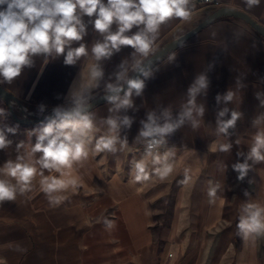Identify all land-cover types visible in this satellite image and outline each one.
Masks as SVG:
<instances>
[{
    "label": "crops",
    "instance_id": "1",
    "mask_svg": "<svg viewBox=\"0 0 264 264\" xmlns=\"http://www.w3.org/2000/svg\"><path fill=\"white\" fill-rule=\"evenodd\" d=\"M193 3L188 21L173 18L161 26L153 50L195 15L216 6L242 10L264 24V0L250 10L243 0ZM97 39L99 35L89 24L84 42L90 49ZM182 45L173 51L174 61L167 60L168 54L153 67L143 94L133 97L138 111L120 113L135 118L130 129L121 130V137H127V148L121 151L117 145L115 154L90 150L88 159L74 165L71 177H65L78 183L58 193L67 198L57 205L40 191L39 176L31 193L0 203V264H264V236L246 244L237 235L242 206L246 202L264 204V163L254 165L242 182L232 169V164L243 161L237 153L248 151L257 131L253 119L264 112L255 95L264 93V41L236 21L219 19ZM132 51L123 47L100 62L104 75L100 86L92 89V96L103 92L107 83H115L121 62L131 64ZM63 59L50 58L45 64L44 57L37 56L34 65L25 67L12 84L1 85L36 108L73 106L72 93L79 89L94 61L89 55L66 66ZM209 65L207 95L197 96V104L205 106L200 127L194 129L186 121L158 151L161 155L171 153L172 172L163 179L157 177L148 157L150 178L133 182L132 162L144 157L146 149L144 141H136L140 121L148 112L160 115L164 109H170L175 118L188 99L187 89L195 76ZM237 79L243 88L237 87ZM229 89L236 97L227 107L240 111L242 117L229 136L217 135L216 112L225 105H218L215 97ZM110 107L104 102L90 110L99 128L93 133L96 137L107 132L103 121L110 115ZM0 108L7 114L0 117V123L18 126L17 133L9 135L12 146L0 150L2 166L7 159H15L17 143L35 142V136L29 138L28 132L41 124H18L1 100ZM228 142L233 145L229 153L216 150L219 143ZM209 181L213 186L221 185L214 204L207 195ZM17 246L23 250H16Z\"/></svg>",
    "mask_w": 264,
    "mask_h": 264
},
{
    "label": "clouds",
    "instance_id": "2",
    "mask_svg": "<svg viewBox=\"0 0 264 264\" xmlns=\"http://www.w3.org/2000/svg\"><path fill=\"white\" fill-rule=\"evenodd\" d=\"M249 10L259 6L261 0H243ZM194 9L193 0H0V84H12L25 67L34 65V58L49 59L63 56L66 66L76 65L82 57L91 55L92 64L88 65V75L73 91V106L67 109L57 107L45 122L28 132L29 138L35 136V142L21 141L16 144L15 159H7L0 166V203L16 201L34 189L33 181L37 176L39 189L52 205L59 204L67 197L58 195L70 186L75 188L77 180L71 177L74 165H82L89 157L90 150L96 153L115 154L128 146L127 137H121L122 129H130L134 117L121 115L128 110H136L133 97H140L146 87V80L152 78L153 67L147 58L153 51L161 26L173 18L188 21ZM85 17L89 20L85 22ZM99 35L90 47L84 42L88 35V26ZM115 26V27H113ZM136 31H132L133 29ZM74 43L78 46H73ZM183 47V45H181ZM123 47H130L132 62L124 60L115 73V83H107L104 99L111 105L110 115L104 118L107 132L98 137L99 131L95 114L90 112L89 101L92 89L100 86L103 78L101 61L110 59ZM176 53H170L167 60L174 61ZM197 74L187 89V101L181 111L173 118L170 109H164L160 115L155 111L146 114L141 120V128L136 141H144V157L133 160L130 175L133 182L147 181L151 157L154 174L163 179L172 172L169 162L170 152L161 155L155 150L167 143V138L190 121L194 129L199 128L205 114V106L197 104V96L207 95L210 79L207 71ZM129 71L136 75L130 76ZM237 87L244 85L237 79ZM256 99L264 107V93L257 92ZM236 97V92L229 89L215 97L218 105L225 106L216 112L217 135L229 136L242 113L230 109L227 105ZM44 111V106H39ZM6 111L0 108V117H6ZM264 112L252 121L257 129L251 138L248 151L238 152L243 157L232 164L238 174L237 180L244 181L254 165L264 163ZM18 126L0 123V150L10 148L13 141L9 135L17 133ZM240 144L239 139L235 141ZM232 143H219L216 150L229 153ZM39 154V155H38ZM251 162V163H250ZM224 169L227 167L223 165ZM45 172L48 175H45ZM59 174V175H55ZM187 177V170L185 171ZM207 195L209 203L216 201L217 191L221 185L214 186L209 181ZM245 196L249 193L245 191ZM111 227V222H107ZM237 235L247 244L264 236V204L246 202L241 208L237 224ZM18 251L23 250L17 246Z\"/></svg>",
    "mask_w": 264,
    "mask_h": 264
},
{
    "label": "water",
    "instance_id": "3",
    "mask_svg": "<svg viewBox=\"0 0 264 264\" xmlns=\"http://www.w3.org/2000/svg\"><path fill=\"white\" fill-rule=\"evenodd\" d=\"M219 19H230L247 27L256 36L264 41V24L256 21L249 14L242 10L232 8L230 6H216L204 10L195 15L187 24L172 32L157 48H155L147 58V62L154 67L163 60L168 54L175 51L180 45L187 41L191 36L212 24ZM130 76H135V72H131ZM105 91L99 92L92 96L89 101L92 110L96 106L106 102L104 99ZM0 100L5 104L11 118L22 125H40L46 121V118L53 114L54 109H44L43 112L39 108L30 106L5 87L0 84ZM63 107L64 109L70 108Z\"/></svg>",
    "mask_w": 264,
    "mask_h": 264
},
{
    "label": "built area",
    "instance_id": "4",
    "mask_svg": "<svg viewBox=\"0 0 264 264\" xmlns=\"http://www.w3.org/2000/svg\"><path fill=\"white\" fill-rule=\"evenodd\" d=\"M200 1H204V2H211L212 0H200ZM162 147V146H161ZM161 147L160 148H158V149H156L155 151L156 152H158L160 149H161Z\"/></svg>",
    "mask_w": 264,
    "mask_h": 264
}]
</instances>
